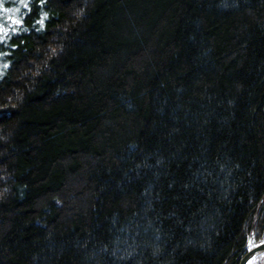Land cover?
Returning <instances> with one entry per match:
<instances>
[{"label": "trees", "instance_id": "16d2710c", "mask_svg": "<svg viewBox=\"0 0 264 264\" xmlns=\"http://www.w3.org/2000/svg\"><path fill=\"white\" fill-rule=\"evenodd\" d=\"M262 243L264 0H0V264Z\"/></svg>", "mask_w": 264, "mask_h": 264}, {"label": "water", "instance_id": "95a60500", "mask_svg": "<svg viewBox=\"0 0 264 264\" xmlns=\"http://www.w3.org/2000/svg\"><path fill=\"white\" fill-rule=\"evenodd\" d=\"M264 253V243L252 248L242 259L240 264H249L256 256Z\"/></svg>", "mask_w": 264, "mask_h": 264}, {"label": "rangeland", "instance_id": "374dc122", "mask_svg": "<svg viewBox=\"0 0 264 264\" xmlns=\"http://www.w3.org/2000/svg\"><path fill=\"white\" fill-rule=\"evenodd\" d=\"M249 264H264V253L256 256Z\"/></svg>", "mask_w": 264, "mask_h": 264}, {"label": "snow or ice", "instance_id": "6c2138e0", "mask_svg": "<svg viewBox=\"0 0 264 264\" xmlns=\"http://www.w3.org/2000/svg\"><path fill=\"white\" fill-rule=\"evenodd\" d=\"M18 11V10H17ZM14 23H21L19 20H14Z\"/></svg>", "mask_w": 264, "mask_h": 264}]
</instances>
